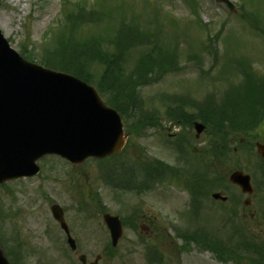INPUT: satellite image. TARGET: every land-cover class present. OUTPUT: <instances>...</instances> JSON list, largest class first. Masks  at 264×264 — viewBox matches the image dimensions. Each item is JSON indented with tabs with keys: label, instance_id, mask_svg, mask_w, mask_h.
I'll return each instance as SVG.
<instances>
[{
	"label": "rangeland",
	"instance_id": "374dc122",
	"mask_svg": "<svg viewBox=\"0 0 264 264\" xmlns=\"http://www.w3.org/2000/svg\"><path fill=\"white\" fill-rule=\"evenodd\" d=\"M80 1H85L89 7L97 6L96 0ZM231 1L236 6L241 3V0ZM250 1H254L264 15V0ZM62 3L63 0H0V29L18 52L21 45L27 42L39 55L48 41L46 36L57 32ZM107 4L116 10V5L119 4V10H126V13L132 11L144 17L159 11L167 47L173 49L178 46L181 70L167 74L155 84L142 87L139 92L146 117H151L153 121L160 119L161 125L144 132L143 136L131 138L130 147L121 159L141 161L147 157H157L176 166L177 154L168 146L166 139L168 140L170 133L177 131L182 137L190 140V134L192 136L195 132L189 126H183L181 121H171L167 118L168 108L162 98L186 97L203 101L214 91L217 97H220L227 88L226 85L235 80L236 65L230 63L233 59H247L257 72L263 74L264 37L252 31L247 23L240 21L236 17L237 14H230L225 5L217 4L214 0H107ZM195 10L199 11L205 25H209V28H206L208 32L202 31L199 17L195 18ZM130 15L129 13L128 16ZM149 18L139 19L141 25L145 26L144 23ZM89 32V26L80 29L82 37ZM201 42L211 45L212 50L216 44L218 52H202ZM140 125L143 126L142 123ZM139 130L142 133L143 128ZM254 135L255 139L264 140V130L258 128ZM255 139L252 143H255ZM190 141L191 146L201 152L204 160H211L206 154L211 147V138L208 135H202L194 142ZM257 160L256 149L251 150L249 147L242 149L233 160L228 161V166L231 169L241 167L252 175L256 170ZM40 165L41 173L35 178L9 182L0 187V238L5 240L14 264H80V254H85L88 262L94 261L97 255H103L99 264H128L131 260L127 258L105 257L104 249L108 244L109 234L101 215L96 213L98 205L104 206L112 214L128 213L132 207L138 208L141 214L161 213L165 218L167 231L173 224H176L181 232L184 229L192 231L194 228L190 225L187 215L190 197L180 183L167 181L156 186L151 192L139 196L105 187L97 179L99 168L95 161L88 160L74 167L60 158L48 157L41 160ZM93 191L99 195L100 202L94 203ZM217 191L230 198H236L235 194L238 196L236 189L227 186ZM263 197L264 188L252 196L251 206L245 207V197L237 203L232 202L233 199L230 198L222 203L207 196L202 204L204 216L201 217V222L209 221L216 233L218 225V236L226 239L223 223L227 221L225 229L228 232L231 226L228 223L229 211L236 204V222L233 225L236 226L238 220L243 221L246 233L264 242ZM53 204H59L65 210L72 236L77 239V253L69 250L63 231L52 217L50 207ZM222 215L225 220H221ZM16 236L19 237L17 241L21 240L23 243L21 249L14 245L13 239ZM171 239L170 236L164 246L166 258L162 264H235L222 263L212 252L202 251L195 244L190 245V250L184 253L177 249L175 251ZM178 244L183 246V240ZM128 248L126 242H122L119 254L125 255ZM136 250L137 254L130 259L135 264H142V248L138 247ZM109 254L110 252L106 253ZM240 262L236 264H248V259L243 257Z\"/></svg>",
	"mask_w": 264,
	"mask_h": 264
},
{
	"label": "water",
	"instance_id": "95a60500",
	"mask_svg": "<svg viewBox=\"0 0 264 264\" xmlns=\"http://www.w3.org/2000/svg\"><path fill=\"white\" fill-rule=\"evenodd\" d=\"M195 127L199 137L205 127L199 123ZM125 140L119 115L93 89L24 61L0 32V183L36 174L35 161L45 154H59L79 164L89 156L120 151ZM258 151L264 157L263 145L258 144ZM231 181L253 193L250 176L235 172ZM52 213L66 228L61 208L53 206ZM105 222L116 245L119 220L105 215ZM80 260L86 264L85 256ZM0 264H8L1 249Z\"/></svg>",
	"mask_w": 264,
	"mask_h": 264
},
{
	"label": "trees",
	"instance_id": "16d2710c",
	"mask_svg": "<svg viewBox=\"0 0 264 264\" xmlns=\"http://www.w3.org/2000/svg\"><path fill=\"white\" fill-rule=\"evenodd\" d=\"M74 9L64 10L66 22L61 31L66 36L55 55L44 57V64L87 82L95 81L108 103L126 120L135 118L140 114L138 89L178 70L177 50L169 52L165 44L145 43V39L152 40L155 36L145 37L147 33L135 26H111V22L100 25L96 11ZM105 18L102 13L101 22ZM84 26H92V29L82 37L80 29ZM93 29L97 31L92 32ZM100 65H103L101 74L98 72ZM256 83L254 77L244 76L242 82L232 83L222 98L212 101L209 114L201 115L215 148L230 143L232 137H248L264 125V86ZM170 115L171 119H183L186 123L193 119L179 107ZM213 250L223 261L245 257L248 264H264V245L256 239L239 238L235 246Z\"/></svg>",
	"mask_w": 264,
	"mask_h": 264
},
{
	"label": "flooded vegetation",
	"instance_id": "af4514ba",
	"mask_svg": "<svg viewBox=\"0 0 264 264\" xmlns=\"http://www.w3.org/2000/svg\"><path fill=\"white\" fill-rule=\"evenodd\" d=\"M139 221V231L129 229L128 232L130 236L129 245L138 246L140 244H145L149 250L148 255L153 258V260H160L159 255L154 249H150V245L153 247L159 246L160 242L164 238L165 225L164 220L161 216L151 215V214H141L135 217ZM141 238L145 239V243H141ZM140 243V244H139Z\"/></svg>",
	"mask_w": 264,
	"mask_h": 264
}]
</instances>
